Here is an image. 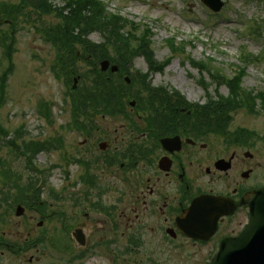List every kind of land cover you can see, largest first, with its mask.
<instances>
[{"label": "flooded vegetation", "instance_id": "flooded-vegetation-1", "mask_svg": "<svg viewBox=\"0 0 264 264\" xmlns=\"http://www.w3.org/2000/svg\"><path fill=\"white\" fill-rule=\"evenodd\" d=\"M143 92V111L118 113L120 126L101 129L96 121L105 115L92 113L94 120L80 119L78 127L68 129L79 137L76 143L70 133L61 137V147L52 150L55 160L47 161L49 172L60 173L61 187H51L46 197L40 191L27 195L33 198L28 209L36 211L39 203L49 211L41 215L40 227L59 222L61 246L49 232L39 233L25 247L7 251L13 260L35 251L25 264H123L146 246L160 248V257L167 259L184 244L208 247L206 259H211L222 239L244 227L246 205L264 185L256 146L213 136L197 120L207 113L160 96V85H145ZM164 138H171L167 146ZM38 195L44 201H37ZM202 196L222 198L216 204L223 214L215 221L193 215L194 224L216 226L211 236L203 230L195 239L178 221ZM0 264L5 263L0 259Z\"/></svg>", "mask_w": 264, "mask_h": 264}, {"label": "rangeland", "instance_id": "rangeland-1", "mask_svg": "<svg viewBox=\"0 0 264 264\" xmlns=\"http://www.w3.org/2000/svg\"><path fill=\"white\" fill-rule=\"evenodd\" d=\"M53 1L57 6L63 4L62 0ZM101 1L105 4L107 12L116 13L133 21L140 26V29L142 27L149 28L156 62L161 63L174 54L162 71L151 74L149 79L152 85L170 86L178 90L190 102L204 103L206 96L215 99L217 94L226 95L228 92L226 86H217L210 74L193 68L186 57H190L194 61L211 58L212 64L220 67L223 73L232 74L237 68L240 51L245 50L252 56L260 54V59L247 65L242 77V87L246 90L264 92V24L262 21L264 20V0H222L223 7L217 13L210 11L199 0ZM17 2L18 0H0V3L10 5ZM54 21V17L50 15L38 17L35 12L27 9L26 14L19 18L14 34V47L11 56L13 70L7 79L5 103L0 108V125L8 131L7 135L0 137V219H2L0 235L4 242L19 244L28 236L29 231H31L30 235L34 236L46 230L50 236H53L55 245L61 246L62 234L58 230L59 222L55 223L56 225L52 223L55 227H52L48 222L39 228L37 226L40 219L39 211H25L23 217H16L14 205L8 210L9 214L4 216L7 203L3 201V195L10 191L11 184L10 182L3 184L1 178L5 173L7 176L12 174L11 182L15 181L14 177L19 175L22 181L31 177L39 183L38 180L42 177L44 183L41 185V189L44 197L51 187H61L60 173L57 171L47 172V161L55 160L52 151L37 154L33 158L37 168L28 169L24 157L16 155L13 152V147L7 144L11 139L19 145L28 139L66 138L64 135L70 133L67 127L70 117V106L67 102L69 90L64 79H57L53 74L51 67L55 52L40 35L43 26ZM253 23L254 29H251L253 25L249 30L248 27ZM8 30L9 27L6 24L0 23V73L9 65L1 41L4 35L8 36ZM89 38L94 43H99L102 40L98 33L90 34ZM167 39H173L176 45L183 43L184 52L173 53L170 51ZM84 67L83 64L79 65L80 71L86 69ZM132 68L142 73L147 70V63L143 57L138 56L133 59ZM199 80L207 85V89L201 87ZM42 102L47 103L51 120H44L40 116V112L44 111L41 110ZM96 123L101 129H112L120 126L122 120L98 117ZM237 129H245L252 134L253 137L248 138V144L251 147L256 146L263 169L264 117L239 109L232 114L227 129L230 142L233 141V138L236 139L234 132ZM18 131H21L22 134H18ZM69 138L74 143L79 140L77 135L71 133ZM218 141L214 139L213 142ZM255 149L251 150L255 151ZM2 162L8 169L4 170ZM46 212L45 214H47ZM150 236L152 238L157 234H150ZM149 243L152 242L149 241ZM208 251V247L184 244L177 247L174 253L165 259V257H160V248L151 251L146 246L139 254H134L131 259H126L123 264H209V259H206ZM30 256L34 258L37 253L30 251L13 260L15 258L4 250L2 255L0 254V259L5 264H25L23 259ZM44 259L46 261L57 260L47 259V257ZM118 262V260H114L108 264Z\"/></svg>", "mask_w": 264, "mask_h": 264}, {"label": "trees", "instance_id": "trees-1", "mask_svg": "<svg viewBox=\"0 0 264 264\" xmlns=\"http://www.w3.org/2000/svg\"><path fill=\"white\" fill-rule=\"evenodd\" d=\"M63 5L57 6L53 0H18L14 5L0 3V23H7L9 34L2 40L7 59L10 62L13 50L14 34L17 22L26 14V10L35 12L38 17L52 16L55 22L43 26L41 37L55 49L53 71L70 82L73 74H79V85L73 95L76 96L73 111H95L96 104L104 105L102 112L113 113L124 107L125 99L132 95L127 92L130 85L125 84L122 74L129 60L136 54H143L151 66L162 70L169 59L155 63L151 49V33L149 29L140 30L126 19L106 11L99 0H62ZM26 9V10H25ZM25 18V17H24ZM128 25L132 30H127ZM97 32L102 38L100 43L92 42L88 37ZM138 32V35H137ZM6 40V41H5ZM8 41V43H7ZM172 52H184V46L175 45L173 39L168 41ZM102 59L119 65L117 75L101 72L97 63ZM186 59L200 71H206L217 85L224 84L228 88L227 96L217 94V99L201 110L207 115L198 118L201 127L214 133H223L231 119V112L245 109L250 114L264 116V92L243 90L241 87L247 65L259 61L260 57L245 52L240 55L241 66L237 65L234 73L225 75L220 67L212 64V59L199 62L190 57ZM90 66L88 70L79 72V62ZM212 64V65H211ZM11 71V64L0 80V106L3 102L5 79ZM114 80L118 83H111ZM183 99V97L174 92ZM235 137H249L251 133L245 129H237ZM29 146L21 145L19 152L23 155Z\"/></svg>", "mask_w": 264, "mask_h": 264}, {"label": "water", "instance_id": "water-1", "mask_svg": "<svg viewBox=\"0 0 264 264\" xmlns=\"http://www.w3.org/2000/svg\"><path fill=\"white\" fill-rule=\"evenodd\" d=\"M202 1L215 11L222 6L220 0ZM108 65L107 60L100 62L102 70L107 69ZM110 69L115 71L116 66H112ZM162 143L168 144L169 139L162 140ZM249 208L247 225L238 236L226 238L220 243L217 253L210 260V264H264V186L255 192V198L249 203ZM21 213L22 209L18 207L16 215ZM190 215L188 213L185 217L186 221H184L188 235H191L196 228L189 222Z\"/></svg>", "mask_w": 264, "mask_h": 264}]
</instances>
